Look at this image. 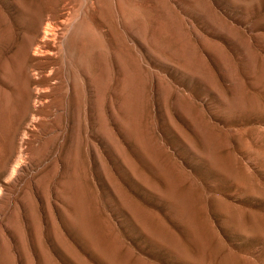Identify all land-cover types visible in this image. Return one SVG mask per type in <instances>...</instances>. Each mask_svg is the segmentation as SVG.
<instances>
[{"label":"rangeland","instance_id":"374dc122","mask_svg":"<svg viewBox=\"0 0 264 264\" xmlns=\"http://www.w3.org/2000/svg\"><path fill=\"white\" fill-rule=\"evenodd\" d=\"M0 264H264V0H0Z\"/></svg>","mask_w":264,"mask_h":264},{"label":"bare ground","instance_id":"6f19581e","mask_svg":"<svg viewBox=\"0 0 264 264\" xmlns=\"http://www.w3.org/2000/svg\"><path fill=\"white\" fill-rule=\"evenodd\" d=\"M40 21H41V20H40ZM42 22H43V21H42ZM47 22H48V21H47ZM39 23H40V22H39ZM64 23H65V22H64ZM74 23H75V22H74ZM58 24H59V23H58ZM34 25H36V24L34 23ZM40 25H41V24H40ZM47 25H48V24H47ZM66 25H67V24H66ZM74 25H75V24H74ZM38 26H39V25H38ZM41 26H42V25H41ZM44 26H46V25H43V27H44ZM56 26H57V25H56ZM67 26H68V25H67ZM61 27H62V26H61ZM64 27L66 28V26H64ZM73 27H74V26H73ZM38 28H39V27H38ZM52 28H53V27H52ZM55 28H56V27H55ZM57 28H59V27H57ZM57 28H56V29H57ZM40 29H41V28H39V30H38V29L36 28V30H38V32H37L36 34H37V36H38V35L41 36V33H42V36H43V38H44L43 41H44V40H46V41H47V40H48V41H50V40L53 41L52 39L55 38V37H57V36H56V34H57L56 31L59 30V29H58V30H55V29L45 28L44 30L42 29L43 31H41V33H40ZM66 29H67V28H66ZM36 30H35V31H36ZM62 31H63V30H62ZM71 31H72V30H71ZM59 33H60V32H59ZM83 33H84V32H83ZM64 34H66V32H65ZM69 34H70V33H69ZM57 35H58V34H57ZM82 35H83V34H82ZM59 37H62V36H60V34H59ZM67 37H68V36H67ZM37 38H38V37H37ZM40 39H41V38H40ZM38 41H39V38H38ZM41 41H42V40H41ZM46 41H44V43H45ZM48 41H47V42H48ZM51 41H50V42H51ZM58 41H59V40H58ZM32 42H33V41H32ZM50 42H49V43H50ZM53 42H54V41H53ZM53 42L50 44V45H51V46H50L51 48H52V44H53ZM56 42H57V40H56ZM35 43H37V42H35ZM38 43H40V42H38ZM42 43H43V42H42ZM58 43H59V42H58ZM32 44H33V43H32ZM40 44H41V43H40ZM56 44H57V43H56ZM34 45H35V44H33V46H34ZM38 45H39V44H38ZM46 45H47V44H46ZM36 46H37V45H36ZM36 46H34V47L37 48ZM42 46H43V45H42ZM47 46H48V45H47ZM47 46H46V47H47ZM53 46H55V45H53ZM78 46H79V45H78ZM39 47H40V46H39ZM46 47H44V48H46ZM48 47H49V46H48ZM58 47H59V46H58ZM35 48H34V49H35ZM55 48H56V46H55ZM40 49H41V48H40ZM56 49H57V48H56ZM37 50H38V49H37ZM43 50H44V49H43ZM48 50H50V48H49V49L47 48V51H48ZM53 50H54V49H53ZM59 50H60V49H59ZM44 51H46V50H44ZM47 51H46V52H47ZM68 51H69V50H68ZM41 52H42V50H41ZM57 52L59 53L58 50H57ZM33 53H34V51H33ZM52 53H53V52H52ZM54 53H56V52H54ZM35 54H36V53H35ZM42 54H43V52H42ZM56 54H57V53H56ZM40 55H41V54H40ZM57 55H58V54H57ZM46 56H47V55H45V57H46ZM55 56H56V55H55ZM73 56H74V55H73ZM50 57H53V56H51V54H50ZM56 57H57V56H56ZM59 57H60V56H59ZM65 58H66V57H65ZM49 59H51V58H49ZM52 59H53V58H52ZM42 60H43V59H42ZM79 60H80V59H79ZM46 61H48V60H46ZM65 61H66V59H65ZM54 62H55V61H54ZM45 63H46V62H44V66H45ZM48 63H50V61H49ZM48 63H47V64H48ZM67 63H68V62H67ZM55 64H56V63H55ZM79 65H80V64H79ZM81 67H82V66H81ZM81 67H80V68H81ZM82 68H83V67H82ZM101 69H102V68H101ZM72 70H73V69H72ZM102 70H103V69H102ZM42 71H43V70H42ZM68 71H69V70H68ZM68 71H67V72H68ZM78 71H79V70H78ZM60 72H61V71H60ZM96 72H97V71H96ZM36 73H37V72H36ZM83 73H84V72H83ZM92 73H93V72H92ZM67 74H68V73H67ZM40 75H41V74H40ZM66 76H67V75H66ZM68 77H69V76H68ZM83 77H84V76H83ZM86 77H87V76H86ZM42 80H43V79H42ZM81 81H82V80H81ZM83 82H84V81H83ZM93 83H94V82H93ZM59 86H60V85H59ZM91 87H92V86H91ZM60 88H61V86H60ZM78 89H79V88H78ZM56 90H57V89H56ZM41 91H42V90H41ZM44 91H45V90H44ZM38 93H40V91H39ZM30 94H31V93H30ZM36 94H37V93H36ZM31 96H32V95H31ZM37 96H38V95H37ZM39 96H40V94H39ZM40 97H41V96H40ZM37 99H38V98H37ZM39 103H40V102H39ZM35 105H36V104H35ZM34 107H35V106H34ZM36 108H37V107H36ZM65 125H66V124H65ZM81 126H82V125H81ZM89 132H90V131H89ZM21 141H23V140H21ZM59 141H60V140H59ZM59 141H58V142H59ZM21 143H22V142H21ZM18 145H19V144H18ZM19 153H20V152H19ZM26 153H27V152H26ZM18 156H19V155H18ZM21 157H22V156H21ZM17 159H19V158H17ZM26 162H27V161H26ZM20 163H22V161H21ZM23 163H24V161H23ZM23 163H22V164H23ZM19 165H21V164L18 163L17 166H19ZM21 166H22V165H21ZM23 166H24V165H23ZM15 168H16V167H15ZM17 168H20V167H17ZM22 168H23V167H22ZM17 170H18V169H17ZM24 171H25V170H24ZM14 172H15V171H14ZM17 172H18V171H16V173H17ZM19 172H20V171H19ZM12 173H13V172H12ZM19 175H20V174H19ZM13 176H15V175H13Z\"/></svg>","mask_w":264,"mask_h":264}]
</instances>
